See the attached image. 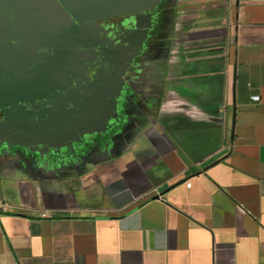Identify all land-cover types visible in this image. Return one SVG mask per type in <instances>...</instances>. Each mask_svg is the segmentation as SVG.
<instances>
[{
  "label": "crops",
  "instance_id": "1",
  "mask_svg": "<svg viewBox=\"0 0 264 264\" xmlns=\"http://www.w3.org/2000/svg\"><path fill=\"white\" fill-rule=\"evenodd\" d=\"M165 4L169 59L112 160L0 161V264H264V0Z\"/></svg>",
  "mask_w": 264,
  "mask_h": 264
},
{
  "label": "flooded vegetation",
  "instance_id": "2",
  "mask_svg": "<svg viewBox=\"0 0 264 264\" xmlns=\"http://www.w3.org/2000/svg\"><path fill=\"white\" fill-rule=\"evenodd\" d=\"M22 11L0 16V148L32 139V149L61 157L44 172L56 176L113 157L148 77L169 59L173 8L86 22L75 42L63 40L40 8ZM80 127L87 133L74 142Z\"/></svg>",
  "mask_w": 264,
  "mask_h": 264
},
{
  "label": "water",
  "instance_id": "3",
  "mask_svg": "<svg viewBox=\"0 0 264 264\" xmlns=\"http://www.w3.org/2000/svg\"><path fill=\"white\" fill-rule=\"evenodd\" d=\"M166 0H0V16H6L11 10L14 15H23L24 8H40L41 14L51 17V23L62 32L65 41L75 42L86 22H96L99 19L118 16L143 14L154 12L165 4ZM53 18H56L53 20ZM78 24H81L79 26ZM6 128V127H4ZM87 132L80 127L77 140L81 142ZM19 139H23L22 135ZM31 137V136H30ZM27 143L3 141L7 151L0 148V161L2 166L6 158L12 162H19L23 166L18 169L26 172L35 170L54 169L56 159L61 157L44 156L38 150L32 149V139ZM41 146L47 145L42 143ZM54 148L53 146H51ZM50 147V148H51ZM107 158L106 161L112 160Z\"/></svg>",
  "mask_w": 264,
  "mask_h": 264
},
{
  "label": "built area",
  "instance_id": "4",
  "mask_svg": "<svg viewBox=\"0 0 264 264\" xmlns=\"http://www.w3.org/2000/svg\"><path fill=\"white\" fill-rule=\"evenodd\" d=\"M252 100H253L254 102H259L260 98H259V96H253V97H252ZM187 187L190 188V187H191V184H190V183L187 184ZM0 209H3L4 211H6V210H7V206H6V204H1V203H0ZM43 217H46V215H43Z\"/></svg>",
  "mask_w": 264,
  "mask_h": 264
}]
</instances>
